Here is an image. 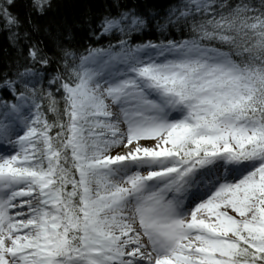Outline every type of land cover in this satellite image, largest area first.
I'll list each match as a JSON object with an SVG mask.
<instances>
[{
    "label": "snow or ice",
    "instance_id": "6c2138e0",
    "mask_svg": "<svg viewBox=\"0 0 264 264\" xmlns=\"http://www.w3.org/2000/svg\"><path fill=\"white\" fill-rule=\"evenodd\" d=\"M0 264H264V0H0Z\"/></svg>",
    "mask_w": 264,
    "mask_h": 264
},
{
    "label": "trees",
    "instance_id": "16d2710c",
    "mask_svg": "<svg viewBox=\"0 0 264 264\" xmlns=\"http://www.w3.org/2000/svg\"><path fill=\"white\" fill-rule=\"evenodd\" d=\"M0 39H2V38H0Z\"/></svg>",
    "mask_w": 264,
    "mask_h": 264
}]
</instances>
